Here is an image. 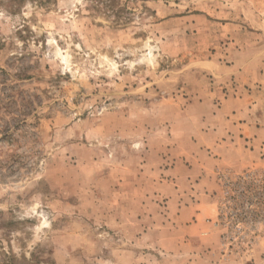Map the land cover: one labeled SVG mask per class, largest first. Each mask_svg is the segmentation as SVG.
<instances>
[{
	"label": "rangeland",
	"instance_id": "rangeland-1",
	"mask_svg": "<svg viewBox=\"0 0 264 264\" xmlns=\"http://www.w3.org/2000/svg\"><path fill=\"white\" fill-rule=\"evenodd\" d=\"M263 90L264 0H0V264H264V138L204 240L166 174Z\"/></svg>",
	"mask_w": 264,
	"mask_h": 264
},
{
	"label": "crops",
	"instance_id": "crops-1",
	"mask_svg": "<svg viewBox=\"0 0 264 264\" xmlns=\"http://www.w3.org/2000/svg\"><path fill=\"white\" fill-rule=\"evenodd\" d=\"M257 108H264V90L257 95ZM263 117L262 119H227L231 123V132L225 134L224 131L214 130L218 140L212 142L208 141L205 133L204 135L200 134L201 141L198 144V149L195 147L194 152L188 154L193 157L195 155L197 166L185 168L177 165L166 172L168 176L176 178L183 185H188L191 188L188 196L192 194L193 197L190 201L184 199L183 203L180 198H177L176 202H170L172 206L177 204L173 217V222L176 223L173 233L178 242L187 238L204 240L208 234L206 220L214 219L218 215V205L211 195L218 192L219 173L226 169L233 173H239L248 168L250 164H258L259 161L255 162L250 154L252 152L248 151L247 146L260 148L259 143L264 138ZM221 135L222 137H220ZM214 156H218L217 159ZM221 157H227L230 165L225 166L229 163ZM214 231H210L212 245L218 239L217 229Z\"/></svg>",
	"mask_w": 264,
	"mask_h": 264
},
{
	"label": "bare ground",
	"instance_id": "bare-ground-1",
	"mask_svg": "<svg viewBox=\"0 0 264 264\" xmlns=\"http://www.w3.org/2000/svg\"><path fill=\"white\" fill-rule=\"evenodd\" d=\"M150 55H151V53H150Z\"/></svg>",
	"mask_w": 264,
	"mask_h": 264
}]
</instances>
